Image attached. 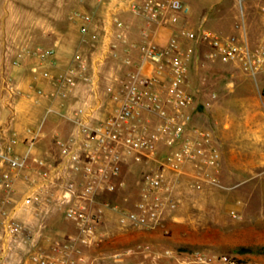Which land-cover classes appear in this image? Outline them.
I'll list each match as a JSON object with an SVG mask.
<instances>
[{"label": "built area", "instance_id": "obj_1", "mask_svg": "<svg viewBox=\"0 0 264 264\" xmlns=\"http://www.w3.org/2000/svg\"><path fill=\"white\" fill-rule=\"evenodd\" d=\"M131 12L141 15L147 27L141 32V43L135 44L137 60L125 57L126 72L114 78V84L104 99L98 90L97 69L109 58H119L118 42H126L122 31H105L98 55L90 59L78 56L75 65L59 76L34 69L35 78L43 76L58 86V92L23 93L12 78L5 79L4 89L10 98L24 95L33 103L42 99L67 97L80 82L92 86L93 92L69 113L49 108L47 114L57 113L72 124L66 138L58 137L59 160L49 161L36 154L42 126L27 127L25 136L11 129V122L0 126V258L5 259L14 246L32 249V264H96L88 250L104 240L100 229L103 209L110 207L105 198L125 186L123 173L141 165V213H124L123 222L153 228L164 214L181 204L183 178L188 187L201 191L205 186H220L215 177L220 172L221 152L211 132L194 123L198 112L195 92L188 78L193 68L213 63L236 65L255 82L264 79V39L252 46L243 28L241 39L223 37L203 27L191 30L179 26L190 7L182 0H149L129 4ZM264 14V5L260 6ZM91 22L86 14L74 15ZM112 22L119 30L124 24L117 16ZM175 27L166 44L154 40L156 27ZM86 42L96 47L101 38L83 26ZM185 43L193 45L185 46ZM204 47L202 56L198 45ZM53 51L37 50L34 55L47 60ZM264 100V86L258 87ZM213 93L211 99H215ZM110 104L108 107L107 104ZM9 109L14 110L7 103ZM205 107H211L209 100ZM24 145V150L17 146ZM24 185L19 198L16 184ZM4 194V196L2 195ZM56 213L73 225L72 233L50 237L40 231ZM32 217L36 225L20 218ZM233 218H240L231 210ZM49 240L48 248L39 238ZM191 258L202 264H241L229 254L211 256L194 250Z\"/></svg>", "mask_w": 264, "mask_h": 264}, {"label": "crops", "instance_id": "obj_2", "mask_svg": "<svg viewBox=\"0 0 264 264\" xmlns=\"http://www.w3.org/2000/svg\"><path fill=\"white\" fill-rule=\"evenodd\" d=\"M63 1V28L56 25V11L40 10L39 5L30 11L17 12L16 17L19 15L20 18L26 17L24 21L22 19L19 22L20 25L10 24L8 17L12 16V12L8 9L7 2L0 5V126L11 122V129L20 137L25 136L27 127L42 126L36 154L54 162L59 160V149L55 140L58 137L66 138L72 129V124L57 113L47 114V111L49 108H54L69 113L86 97V92H93L92 86L80 82L72 91L74 93L67 97L42 99L40 103L35 104L22 94L10 98L4 89L5 79L12 78L19 89L18 92L33 94L39 89L48 93L58 92V86L51 80L40 75L36 79L34 69L47 71L54 77L59 76L75 65L76 57L95 58L101 49L106 30H112L113 33L122 31L126 42L117 41L119 58H109L96 71L99 84L97 92H102L103 98L108 99L107 92H110L109 87L115 83L114 78L123 75L128 69L122 62L123 58L138 59L139 52L134 45L141 43V32L147 27L146 20L141 15L131 12L129 4L144 3L149 0ZM71 1L74 3L71 4ZM182 1L190 7L191 13L190 1ZM261 5H264V0H259L258 7L260 8ZM77 13L90 16L91 22L75 17ZM261 15L262 24L255 31L254 41L250 42L247 35L248 42L252 46L264 39V14L261 12ZM113 16H117L122 21L124 29L119 30L114 26ZM189 23H192L190 19L181 18L179 26H188ZM83 26L89 27L90 32L96 31L100 34L98 46L94 47L86 42L87 36L81 33ZM175 30V27L169 26L156 27L154 40L166 44ZM235 37L241 39L242 33L240 37ZM37 50L53 51V54L49 55L46 61L41 62V59L34 55ZM7 103L12 105L14 110L9 109ZM107 106L109 107L110 104L108 103ZM254 107L255 113L252 116L254 118L245 121L246 132L240 138L237 147H231L225 152L216 142L221 152V167L215 177L218 181L224 177L225 188L230 191L236 190V194L239 193V199L234 198L229 206L232 207L231 210L238 211L241 217L244 211L250 208L252 202V192L245 190L243 186L264 175V100L261 101L259 92L255 93ZM48 115L51 116L50 122L46 120ZM17 150L23 151L24 145L17 146ZM129 173L131 169L126 170L121 176L125 186L105 197L110 202V207L103 209L100 225L104 240L99 246L88 250L90 259L96 264H202L190 257L200 244L190 235L189 224L194 220H189L183 214L175 212L184 207L189 192L194 195L193 206L201 207L203 203H200L198 196L206 189L192 190L183 183L188 178H183L180 206L165 213L157 226L147 228L131 219L123 222L124 213L142 212L138 207L141 201L142 177L138 175L139 180L135 184L132 179L134 176H130ZM23 188L24 185L18 182L16 192L11 196L14 199L19 198ZM57 215L70 227L63 233H72L73 225L65 221L60 213L51 216L48 222L50 223ZM19 217L26 218L30 223L34 222L32 217L28 218L23 214H19ZM34 224L36 225V222ZM41 239L46 241L47 244L44 246L48 248L49 240L44 237Z\"/></svg>", "mask_w": 264, "mask_h": 264}, {"label": "rangeland", "instance_id": "obj_3", "mask_svg": "<svg viewBox=\"0 0 264 264\" xmlns=\"http://www.w3.org/2000/svg\"><path fill=\"white\" fill-rule=\"evenodd\" d=\"M191 13L182 16V19L191 20L188 29L197 30L203 27L217 35L240 37L243 28L247 31L250 42L255 39V31L260 27L262 15L258 7L259 0H189ZM7 2L12 16L8 17L10 24L20 25L17 12L35 9L56 11V25L64 26V1L63 0H0V5ZM74 2L71 1V4ZM220 3V5H215ZM69 4V3H68ZM185 46L193 45L185 43ZM202 56L204 47L198 45ZM188 83L195 92L198 113L194 116V123L211 132L215 142L225 152L231 147H237L240 138L246 132L245 121L253 120L255 113L254 97L259 86H264V80L255 82L254 79L236 65H222L220 63L193 68ZM215 99H211L212 94ZM211 100V107L205 104ZM51 116L46 118L50 122ZM143 172L141 165L131 167L130 176H134L133 183L139 180ZM130 179V178H129ZM189 185V179L183 182ZM220 186H205L203 193L198 196L201 207L193 206V193L189 192L186 203L181 213L190 222V235L200 242L197 250L217 256L229 254L239 259L241 264H264V175L247 182L243 188L252 192L250 208L240 218H233L230 214L232 207L229 204L234 198L239 199V193L227 190L224 177L218 181ZM186 194V195H187ZM235 196V197H234ZM196 220V221H195ZM59 215L50 223L47 221L42 234L56 237L69 229ZM42 238V237H41ZM39 238L40 245L46 241ZM29 247L20 248L17 245L0 264H32Z\"/></svg>", "mask_w": 264, "mask_h": 264}]
</instances>
